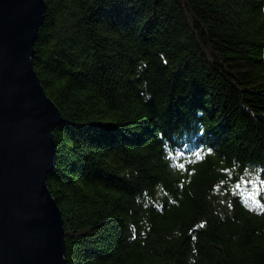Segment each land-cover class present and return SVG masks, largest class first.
Wrapping results in <instances>:
<instances>
[{
  "label": "trees",
  "instance_id": "obj_1",
  "mask_svg": "<svg viewBox=\"0 0 264 264\" xmlns=\"http://www.w3.org/2000/svg\"><path fill=\"white\" fill-rule=\"evenodd\" d=\"M66 264H264V0H45Z\"/></svg>",
  "mask_w": 264,
  "mask_h": 264
},
{
  "label": "water",
  "instance_id": "obj_2",
  "mask_svg": "<svg viewBox=\"0 0 264 264\" xmlns=\"http://www.w3.org/2000/svg\"><path fill=\"white\" fill-rule=\"evenodd\" d=\"M45 0H0V264H66L62 211L47 184L62 114L33 66Z\"/></svg>",
  "mask_w": 264,
  "mask_h": 264
},
{
  "label": "rangeland",
  "instance_id": "obj_3",
  "mask_svg": "<svg viewBox=\"0 0 264 264\" xmlns=\"http://www.w3.org/2000/svg\"><path fill=\"white\" fill-rule=\"evenodd\" d=\"M232 191L239 194L248 206L264 208V177L260 173L246 171L234 183Z\"/></svg>",
  "mask_w": 264,
  "mask_h": 264
}]
</instances>
